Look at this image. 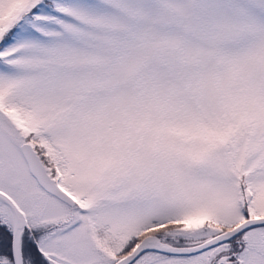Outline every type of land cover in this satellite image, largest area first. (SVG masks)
<instances>
[{
    "label": "snow or ice",
    "instance_id": "obj_1",
    "mask_svg": "<svg viewBox=\"0 0 264 264\" xmlns=\"http://www.w3.org/2000/svg\"><path fill=\"white\" fill-rule=\"evenodd\" d=\"M0 264H264V0H0Z\"/></svg>",
    "mask_w": 264,
    "mask_h": 264
}]
</instances>
